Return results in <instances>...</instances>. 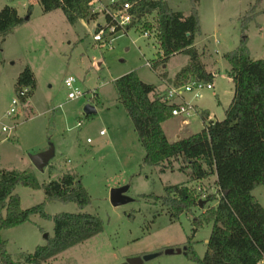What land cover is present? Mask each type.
<instances>
[{"label": "rangeland", "instance_id": "1", "mask_svg": "<svg viewBox=\"0 0 264 264\" xmlns=\"http://www.w3.org/2000/svg\"><path fill=\"white\" fill-rule=\"evenodd\" d=\"M165 1L173 10L187 15L193 6L197 10L200 30L194 46L202 53L205 68L215 73L212 91H202L197 102L203 101L221 120L233 93L227 76L229 65L223 55L234 50L245 35L250 58L264 59V0H198L195 5L193 0ZM4 6L15 8L22 16L28 6L32 10L27 22L0 39V129L15 126L11 133L1 135L0 170L31 172L40 185L66 173L75 175L90 197L83 210L74 203L46 202L42 188L18 185L14 193L22 209L44 203V212L49 216L81 212L95 215L102 222V232L43 264H120L152 254L155 257L142 264H197L183 249L191 244L198 258L205 253L211 220L203 215L217 203L205 200L216 195V178L189 182L178 170L177 162L163 173L160 167L143 164L144 149L113 84L119 77L135 72L142 82L164 91L167 78L171 80L186 64L187 56H172L164 67L154 70L147 64L151 66L157 59L155 33L145 38L140 32L130 31L118 35L111 49L100 48L93 40L91 21L70 25L59 9L43 12L38 0H0V10ZM254 7L255 17L245 23L247 29L242 34L245 17L254 14ZM144 19L151 27L155 23L149 16ZM25 67L32 70L35 82L30 106L19 104L16 113L7 118L5 112L16 98L17 74ZM67 77L77 80L84 97L67 101ZM86 105L96 112L86 116ZM188 120L191 133H199V117ZM80 121L82 126L78 127ZM172 122L166 125L169 133L175 128ZM50 147L53 157L42 171L37 170L31 156ZM182 183L194 188L204 203L202 208L197 206L176 220L170 219L159 201L146 197L163 196L165 187ZM119 188H127L129 201L113 206L110 193ZM252 195L264 208V184L256 186ZM45 235L47 239L53 235V222L39 215L0 231L13 264H23L21 253H32L35 247L44 245ZM167 250L172 253L167 254Z\"/></svg>", "mask_w": 264, "mask_h": 264}, {"label": "trees", "instance_id": "2", "mask_svg": "<svg viewBox=\"0 0 264 264\" xmlns=\"http://www.w3.org/2000/svg\"><path fill=\"white\" fill-rule=\"evenodd\" d=\"M134 3L138 17L153 15L155 19L158 52L151 69L163 67L169 58L183 54L187 63L168 81L170 87H181L192 80L212 83L215 75L207 72L200 53L194 46L200 30L197 10L193 6L188 15L173 11L164 0H127ZM198 0H193L194 5ZM90 0H38L43 12L61 10L67 22H90L95 18ZM32 7L20 17L15 8L4 6L0 10V39L27 22ZM253 12L255 7L251 9ZM249 13V12H248ZM255 12L244 20L242 34ZM144 27L151 29L144 19ZM228 63L227 76L233 86V96L221 121H209L208 113L200 111L203 128L175 142H169L162 123L174 117L177 106L165 99V92L156 93V87L144 83L135 72L125 74L113 84L118 100L130 118L144 149L143 164L160 167V172L179 164L189 182L215 176L216 195L205 200H216L214 207L203 216L211 220V231L203 257L198 258L189 244L185 255L197 264H260L264 261V208L253 197L252 190L264 184V59L253 60L243 35L238 46L223 55ZM163 77H166L163 74ZM29 88L28 102L35 87L34 75L25 67L17 76L15 94ZM43 189L46 202L74 203L83 210L90 197L73 174H63L58 180L40 185L28 171L0 170V231L26 223L33 215L53 222V235L32 253H21L23 264H43L55 259L69 248L87 241L102 232L101 220L87 213H59L49 216L44 203L22 209L20 198L14 193L16 186ZM159 201L170 219L190 214L200 198L187 183L164 188V195L146 196ZM195 227L197 224H193ZM0 264H13L0 237Z\"/></svg>", "mask_w": 264, "mask_h": 264}, {"label": "built area", "instance_id": "3", "mask_svg": "<svg viewBox=\"0 0 264 264\" xmlns=\"http://www.w3.org/2000/svg\"><path fill=\"white\" fill-rule=\"evenodd\" d=\"M92 12L95 14L93 19L92 36L94 42L100 48L111 49L118 35L128 34L130 31L140 32L143 37L149 38L155 33V23L151 29L144 27V18H139L138 14L134 12V3L127 0H90ZM154 21L153 15H149ZM101 20V21H99ZM147 66L150 67L148 63ZM64 85L67 88V101L77 100L85 96V93L80 90L77 85V80L74 77H67L64 80ZM212 83L190 81L181 87H170L165 92V99L177 107L172 110V115L183 116L193 111V106L185 101L183 98L186 94L192 95L193 98H198L200 92L204 90H212ZM29 88L23 87L16 94V98L12 100L11 107L5 112V117L9 118L16 113V107L19 104L25 105L22 100L27 98ZM92 92L91 97H94ZM178 100V101H177ZM78 127L82 126V122H78ZM15 129V126H2L0 132L2 134H9ZM103 135L104 132L99 133ZM91 143L90 139L86 140ZM264 264V261L262 262ZM260 263V264H262Z\"/></svg>", "mask_w": 264, "mask_h": 264}, {"label": "crops", "instance_id": "4", "mask_svg": "<svg viewBox=\"0 0 264 264\" xmlns=\"http://www.w3.org/2000/svg\"><path fill=\"white\" fill-rule=\"evenodd\" d=\"M165 1V0H164ZM166 2V1H165ZM167 3V2H166ZM170 7V6H169ZM171 8V7H170ZM172 9V8H171ZM173 10V9H172ZM173 11H175V10H173ZM18 12V11H17ZM178 12H180V11H178ZM184 14V13H183ZM18 15L20 16V17H23L22 15H20L19 13H18ZM184 15H187V14H184ZM81 22H83L82 20H80ZM79 22V21H78ZM18 28V27H17ZM17 28H15L14 30H16ZM178 55V54H177ZM175 56V55H174ZM186 63H187V61H186ZM205 65V64H204ZM22 71V70H21ZM21 71H19V73L21 72ZM206 71L207 72H210V73H212V74H214L215 75V73H213V72H211V71H209L207 68H206ZM18 73V74H19ZM18 74H17V76H18ZM168 80H170V78H167ZM230 80V79H229ZM168 86H169V84L168 83H166ZM166 85V87L164 88V91L163 90H158L157 88H156V93H158V92H160L161 94L162 93H164V92H166V90L169 88L168 86ZM164 86H165V84H164ZM212 86H213V84H212ZM232 90H233V86H232ZM212 91V90H211ZM202 92H200V94H199V96H198V98H193L190 94H186L185 96H184V98H183V101H185V102H189L192 106H193V111H190V113L188 114V116L187 115H183V116H175V117H171L170 119H168L167 121H165V122H163L162 123V129H163V131H164V133H165V135H166V138H167V140L169 141V142H175V141H177V140H179V139H182V138H186V137H188V136H190L189 134H191L192 135V133H191V131L189 130V126L191 125V121H189L188 119L189 118H193V117H195V116H198L199 117V112L200 111H206L207 113H208V120L209 121H221L220 119H217V117H215V115L214 114H212V113H214V112H211V110L208 108V107H206L205 105H204V102L202 101H199V102H197L198 100H200L201 98H202V94H201ZM159 94V93H158ZM232 96H233V93H232ZM30 99V98H29ZM232 99V98H231ZM178 101V100H177ZM231 102V101H230ZM27 104L26 105H28V106H30V100H28V102H26ZM230 104V103H229ZM227 107L229 106V105H226ZM227 107H225V109L227 108ZM225 109H224V111H225ZM195 111V112H194ZM199 119H200V117H199ZM201 120V119H200ZM173 121V122H172ZM170 122H172V123H174V125H175V128L172 130V133H169L170 132V130H167L166 129V125L168 124V123H170ZM168 125H170V124H168ZM201 128H203V124H202V121H201ZM202 130V129H201ZM1 135H3L1 132H0V136ZM4 139H7V135H5V138ZM0 140L2 141L3 140V138H2V136L0 137ZM213 177H215V176H213ZM215 181V180H214ZM263 264V263H262Z\"/></svg>", "mask_w": 264, "mask_h": 264}, {"label": "water", "instance_id": "5", "mask_svg": "<svg viewBox=\"0 0 264 264\" xmlns=\"http://www.w3.org/2000/svg\"><path fill=\"white\" fill-rule=\"evenodd\" d=\"M95 109L91 105H86L83 109V113L86 116H89L93 113H95ZM54 150L53 147H50L48 150L41 152L39 154L31 156V162L34 165V167L42 171L45 166L49 163L51 158L53 157ZM127 191V188H119V189H114L110 193V202L113 206H118L120 204H124L128 202V198L125 196V192ZM204 201H199L198 206L202 208ZM46 239L47 236L45 235ZM186 247H184L183 251L185 250ZM167 254L172 253V250H167ZM155 257V254L144 256L142 258H135V259H128L125 262H122L120 264H142L143 261L150 260Z\"/></svg>", "mask_w": 264, "mask_h": 264}]
</instances>
